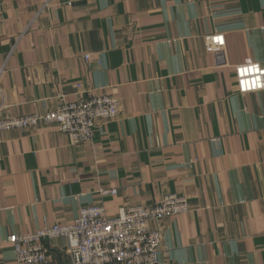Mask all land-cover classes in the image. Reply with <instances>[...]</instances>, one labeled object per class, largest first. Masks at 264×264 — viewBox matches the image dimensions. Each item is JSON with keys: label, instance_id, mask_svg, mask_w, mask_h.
<instances>
[{"label": "crops", "instance_id": "obj_1", "mask_svg": "<svg viewBox=\"0 0 264 264\" xmlns=\"http://www.w3.org/2000/svg\"><path fill=\"white\" fill-rule=\"evenodd\" d=\"M248 63L264 68V0H0L2 117L120 101L86 143L55 124L0 132V264H20L10 235L171 193L190 209L150 223L160 264H264V90L234 72ZM45 244L66 262L64 238Z\"/></svg>", "mask_w": 264, "mask_h": 264}, {"label": "built area", "instance_id": "obj_2", "mask_svg": "<svg viewBox=\"0 0 264 264\" xmlns=\"http://www.w3.org/2000/svg\"><path fill=\"white\" fill-rule=\"evenodd\" d=\"M208 51L222 48L221 35L206 38ZM85 60L88 54L83 56ZM235 79L240 92L264 90V68L257 63L235 66ZM120 101L113 95L90 96L84 100L66 102L44 114L2 117L0 132L24 130L41 124H55L73 144L92 140L94 129L115 119ZM114 194L115 190H105ZM190 204L185 196L171 193L160 196L150 204L129 206L116 217H109L101 206L81 208L71 224L44 225L31 234L10 235L16 262L48 264L45 242L53 238L67 241V260L64 264H160L162 233L150 227L151 222L185 214Z\"/></svg>", "mask_w": 264, "mask_h": 264}]
</instances>
